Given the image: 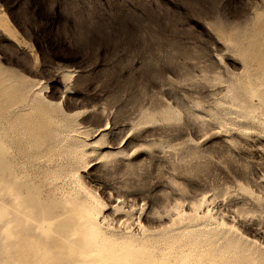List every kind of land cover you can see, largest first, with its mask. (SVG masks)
Here are the masks:
<instances>
[{
	"label": "rangeland",
	"instance_id": "1",
	"mask_svg": "<svg viewBox=\"0 0 264 264\" xmlns=\"http://www.w3.org/2000/svg\"><path fill=\"white\" fill-rule=\"evenodd\" d=\"M0 140V264H264V0H0Z\"/></svg>",
	"mask_w": 264,
	"mask_h": 264
},
{
	"label": "bare ground",
	"instance_id": "2",
	"mask_svg": "<svg viewBox=\"0 0 264 264\" xmlns=\"http://www.w3.org/2000/svg\"><path fill=\"white\" fill-rule=\"evenodd\" d=\"M9 149H11L5 142H3L2 140H0V174L4 173L5 171H10L12 164L8 161H6V155L9 153ZM13 156V155H12ZM28 204H36L33 203V200L31 198H28ZM83 216L86 221L88 223H91L92 218L91 216L87 217L85 215H81ZM52 217V212L49 210H43L42 212L40 211V209H38V212L35 213V218L34 221L35 223L41 226V228L43 229L44 232H52V228L50 225V220ZM11 227H10V231H11ZM83 253H86V250H82Z\"/></svg>",
	"mask_w": 264,
	"mask_h": 264
}]
</instances>
